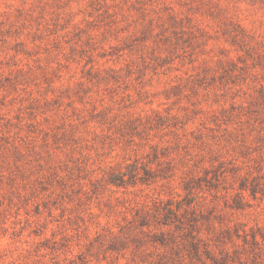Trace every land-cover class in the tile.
I'll return each instance as SVG.
<instances>
[{"label": "rangeland", "instance_id": "rangeland-1", "mask_svg": "<svg viewBox=\"0 0 264 264\" xmlns=\"http://www.w3.org/2000/svg\"><path fill=\"white\" fill-rule=\"evenodd\" d=\"M0 264H264V0H0Z\"/></svg>", "mask_w": 264, "mask_h": 264}]
</instances>
